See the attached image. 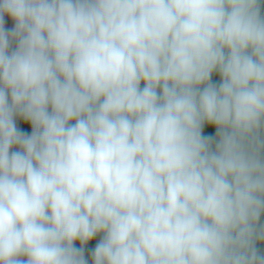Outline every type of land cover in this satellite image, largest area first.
Instances as JSON below:
<instances>
[{"label":"clouds","instance_id":"9594fccd","mask_svg":"<svg viewBox=\"0 0 264 264\" xmlns=\"http://www.w3.org/2000/svg\"><path fill=\"white\" fill-rule=\"evenodd\" d=\"M262 217L264 0H0V264H264Z\"/></svg>","mask_w":264,"mask_h":264},{"label":"trees","instance_id":"16d2710c","mask_svg":"<svg viewBox=\"0 0 264 264\" xmlns=\"http://www.w3.org/2000/svg\"><path fill=\"white\" fill-rule=\"evenodd\" d=\"M214 79H215V77H214ZM262 222H264V217H262ZM260 247H262V249H264V246H260Z\"/></svg>","mask_w":264,"mask_h":264}]
</instances>
